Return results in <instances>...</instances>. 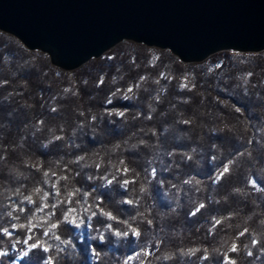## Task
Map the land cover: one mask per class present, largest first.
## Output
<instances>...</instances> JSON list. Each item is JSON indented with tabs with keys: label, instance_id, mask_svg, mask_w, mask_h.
Wrapping results in <instances>:
<instances>
[{
	"label": "trees",
	"instance_id": "obj_1",
	"mask_svg": "<svg viewBox=\"0 0 264 264\" xmlns=\"http://www.w3.org/2000/svg\"><path fill=\"white\" fill-rule=\"evenodd\" d=\"M0 251V264H264V51L183 63L123 41L67 71L0 30Z\"/></svg>",
	"mask_w": 264,
	"mask_h": 264
},
{
	"label": "water",
	"instance_id": "obj_2",
	"mask_svg": "<svg viewBox=\"0 0 264 264\" xmlns=\"http://www.w3.org/2000/svg\"><path fill=\"white\" fill-rule=\"evenodd\" d=\"M0 30L74 70L123 40L184 63L264 50V0H0Z\"/></svg>",
	"mask_w": 264,
	"mask_h": 264
},
{
	"label": "snow or ice",
	"instance_id": "obj_3",
	"mask_svg": "<svg viewBox=\"0 0 264 264\" xmlns=\"http://www.w3.org/2000/svg\"><path fill=\"white\" fill-rule=\"evenodd\" d=\"M128 91L131 92V91H132V88H129ZM128 98H129L128 96H125V97H124V99H128ZM53 111H55V109H53ZM117 115L123 117V116H124V113H123V112H120V113H117ZM57 139H59V137H57ZM81 159H82V158H81ZM121 163H123V161H121ZM229 163H231V161H229ZM97 167H99V165H97ZM123 171H124L125 173H127V172L129 171V169L125 168V169H123ZM228 172H229V165H228V164H224V165H223V169H222V171H220V172L216 175V177H215V181H214V182H218V181H220V180L225 176V174L228 173ZM153 174H155V169H153ZM115 179H116V177H113V180H115ZM113 180H109V181H108V184H111V183L113 182ZM128 183H130V181H128V180H126V179L123 181V184H124V185H127ZM185 183H190V181H185ZM197 183H199V182L197 181ZM142 190H143V189H142ZM125 202H126V203H129V204L133 203L132 201H125ZM203 207H204V204H200L199 207L196 208V210L193 211V212L191 213V215H195V214H196L197 212H199L200 209H202ZM21 211H23V209H21ZM86 211H87V209H86ZM99 211H100V214H101V215L106 216L108 219H110V220H114V219H115V217L112 216L111 213H109V212H104V210H103L102 208H101ZM8 215L11 216L12 214L9 212ZM96 215H97V212L94 211V212L91 213V216L88 217V219H92V217H95ZM73 223H75V221H73ZM80 223H83V221H81ZM149 223H151V221H149ZM215 223H216V224H220V221H219V220H216ZM76 226L79 227V224L77 223ZM51 227H52V228H56V227H57V224H52ZM108 227H111V226H108ZM130 231H131L134 235H137V236L140 235V233H139L135 228H131ZM3 234H4L5 236L10 235V233H9V231H8L7 228H4V229H3ZM47 234H48V233L45 232V235H47ZM128 234H129L128 232H123V233H121V232H117V233H116V235H118V236H119V235L127 236ZM243 234H244V233H241V235H243ZM57 238H59V237H57ZM64 242L67 243V241H64ZM253 243H255V241H253ZM37 246H38V244H32L30 247L33 248V249H35ZM231 250H232V251H235V250H236V245H235V244H233ZM44 251H48V249L45 248ZM27 254H28V253H25V255H27ZM3 255H6V253L3 252V251H0V256H3ZM249 255H251V253H249ZM205 259H206V257H205ZM231 264H235V262L232 261Z\"/></svg>",
	"mask_w": 264,
	"mask_h": 264
},
{
	"label": "rangeland",
	"instance_id": "obj_4",
	"mask_svg": "<svg viewBox=\"0 0 264 264\" xmlns=\"http://www.w3.org/2000/svg\"><path fill=\"white\" fill-rule=\"evenodd\" d=\"M123 41H129V40H123ZM123 41H121V42H123ZM121 42H119V43H121ZM119 43H118V44H119ZM116 45H117V44H116ZM116 45H115V46H116ZM115 46H113V47H115ZM113 47H112V48H113ZM112 48H110V49H112ZM110 49H109V50H110ZM158 49H160V48H158ZM163 50H168V49H163ZM163 50H162V51H163ZM168 51H169V50H168ZM263 51H264V50H263ZM106 52H107V51H106ZM220 52H221V51H220ZM231 52H235V51H231ZM217 53H218V52H217ZM236 53H238V52H236ZM172 54H173V53H172ZM103 55H104V54H103ZM103 55L100 56V57H103ZM98 58H99V57H98ZM87 62H88V61H87ZM183 63H184V62H183ZM84 64H85V63H84ZM76 69H77V68H76ZM74 70H75V69H74ZM67 71H68V70H67ZM71 71H73V70H71ZM128 89H129V88H127V89L121 94L123 97L126 96V92L128 91ZM108 111H109V112H112L113 109H109ZM120 112H121V111H119V112L117 111V113H120ZM217 174H218V173H217ZM226 258H227V256L225 255V257L223 258V259H224L223 261H226V260H227ZM127 264H133V263H132V261H128Z\"/></svg>",
	"mask_w": 264,
	"mask_h": 264
}]
</instances>
